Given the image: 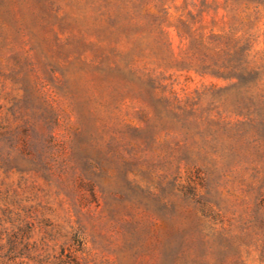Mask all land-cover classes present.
<instances>
[{"label":"rangeland","instance_id":"obj_1","mask_svg":"<svg viewBox=\"0 0 264 264\" xmlns=\"http://www.w3.org/2000/svg\"><path fill=\"white\" fill-rule=\"evenodd\" d=\"M0 264H264V0H0Z\"/></svg>","mask_w":264,"mask_h":264}]
</instances>
